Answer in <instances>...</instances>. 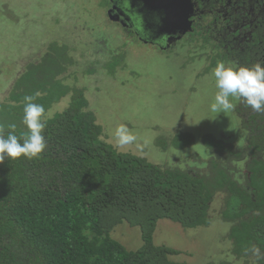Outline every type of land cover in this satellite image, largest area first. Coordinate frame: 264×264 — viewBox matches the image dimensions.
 Listing matches in <instances>:
<instances>
[{
	"label": "trees",
	"instance_id": "obj_1",
	"mask_svg": "<svg viewBox=\"0 0 264 264\" xmlns=\"http://www.w3.org/2000/svg\"><path fill=\"white\" fill-rule=\"evenodd\" d=\"M260 24L254 42L217 57L241 66L261 63ZM201 40L209 42L207 36ZM216 64L212 55L206 71ZM73 66L68 46L52 42L16 77L0 102L4 135L11 124L18 136L27 132L22 122L26 95L44 106L42 119L47 122L42 153L0 162V264H187L174 260L179 251L154 244L157 224L168 220L184 230L207 228L217 196L222 197L219 222L229 226L231 259L264 264V112L242 101L251 110L246 121L241 119L249 133L242 148L206 135L202 145L207 154L201 157L192 154L189 134L159 139L161 151L187 150L195 158L182 167H163L119 152L103 139L84 91L63 81ZM66 98V107L49 115ZM244 160L245 173L240 167ZM124 223L139 228L140 248L127 250L112 237Z\"/></svg>",
	"mask_w": 264,
	"mask_h": 264
},
{
	"label": "rangeland",
	"instance_id": "obj_2",
	"mask_svg": "<svg viewBox=\"0 0 264 264\" xmlns=\"http://www.w3.org/2000/svg\"><path fill=\"white\" fill-rule=\"evenodd\" d=\"M100 2L0 0V102L24 68L38 60L50 43L58 42L68 46L74 62L64 83L84 91L89 110L102 127L103 139L117 151L163 167H182L195 158L188 156L187 150L161 151L156 145L159 139L167 141L176 132L189 134L193 138L192 154L204 157L207 153L202 138L207 133L219 134L225 140L238 135L241 116H235L234 109L220 113L219 109L212 110L218 90L212 70L205 73L210 52L192 51L189 58L137 44L110 25ZM111 28L116 36L111 34ZM68 100L54 105L49 115L65 108ZM237 101L233 103L236 105ZM120 125L135 137L123 146L116 138ZM221 198L217 196L211 205L207 228L184 230L173 222L160 220L153 235L154 244L179 251L181 254L174 260L187 264H252L251 260L231 259L229 226L219 222L217 215ZM112 237L130 251L142 245L139 228L126 223L117 226Z\"/></svg>",
	"mask_w": 264,
	"mask_h": 264
},
{
	"label": "flooded vegetation",
	"instance_id": "obj_3",
	"mask_svg": "<svg viewBox=\"0 0 264 264\" xmlns=\"http://www.w3.org/2000/svg\"><path fill=\"white\" fill-rule=\"evenodd\" d=\"M99 4L104 5L110 25L137 44L153 47L168 55L177 52L185 57H189L192 51L210 52L206 69L211 64L212 55L218 62L221 59L217 55L223 51L228 54L227 50L244 49L248 43L254 42L252 35L256 33V23H264V0H101ZM259 28L261 31L258 29V33L263 35L264 24ZM111 30V34L116 36L114 28ZM194 33L196 35L192 39ZM203 36L209 38L207 44L201 40ZM262 45L263 41L259 46L264 49ZM261 63L264 65V59ZM206 69L205 73H208ZM243 104L238 100L233 113L246 121L251 110ZM236 129L238 135H231L230 140L222 139L219 134L206 135L233 147H245L249 133L241 122ZM245 166L246 160L240 167L246 171Z\"/></svg>",
	"mask_w": 264,
	"mask_h": 264
},
{
	"label": "clouds",
	"instance_id": "obj_4",
	"mask_svg": "<svg viewBox=\"0 0 264 264\" xmlns=\"http://www.w3.org/2000/svg\"><path fill=\"white\" fill-rule=\"evenodd\" d=\"M211 75L215 80V103L212 110L227 112L235 108L234 100H242L255 112H264V65L256 63L252 66H241L234 61H218ZM35 96L26 95L23 105V124L27 132L22 136L15 133V124L8 125L7 135L0 129V162L5 158L25 156L36 157L46 148L43 135L46 121L42 119L45 108L34 102ZM119 145L131 143L135 137L129 130L120 125L116 129ZM22 141V143H21Z\"/></svg>",
	"mask_w": 264,
	"mask_h": 264
},
{
	"label": "water",
	"instance_id": "obj_5",
	"mask_svg": "<svg viewBox=\"0 0 264 264\" xmlns=\"http://www.w3.org/2000/svg\"><path fill=\"white\" fill-rule=\"evenodd\" d=\"M177 21H178V20H177ZM166 22H167V23H165V25H166V24H168V22H169V19H168V20H166ZM175 23H176V22H175Z\"/></svg>",
	"mask_w": 264,
	"mask_h": 264
}]
</instances>
